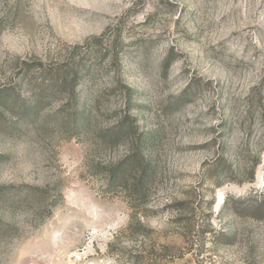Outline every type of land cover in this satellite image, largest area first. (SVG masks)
<instances>
[{
	"label": "rangeland",
	"instance_id": "374dc122",
	"mask_svg": "<svg viewBox=\"0 0 264 264\" xmlns=\"http://www.w3.org/2000/svg\"><path fill=\"white\" fill-rule=\"evenodd\" d=\"M102 35L148 102L143 194L108 185L125 146L46 125L72 92L34 67ZM23 69L40 114L0 112V264H264V0H0V94ZM102 82L98 130L135 113Z\"/></svg>",
	"mask_w": 264,
	"mask_h": 264
},
{
	"label": "trees",
	"instance_id": "16d2710c",
	"mask_svg": "<svg viewBox=\"0 0 264 264\" xmlns=\"http://www.w3.org/2000/svg\"><path fill=\"white\" fill-rule=\"evenodd\" d=\"M94 40L98 45L75 46L61 61L50 65L38 64L34 67L42 74L44 71L50 74V79L43 83L44 86L49 85L52 76L58 75L59 84L72 92L68 93L71 96L68 95L65 108L60 107L54 112L46 125L49 129L65 134L68 140L94 133L100 140L103 151L125 146L124 155L107 168L108 185L112 186L117 182L126 187L129 184L128 174L135 173L138 180L133 185V191L143 194L155 169V159L151 153L153 135L144 131L140 125L141 116L146 114L148 102L146 100L141 103L143 90L127 82L123 63L124 45H108L115 40L111 41L105 35ZM28 73V69H23L19 75L22 78L21 82L0 94V112L10 108L12 101L15 103L14 94L20 97L14 107L19 109L17 123H25L31 116L37 117L40 114L37 103L30 106V103L21 97L25 90V76ZM103 74H107L110 88L120 92L135 113L119 115L111 126L98 130L99 116L104 106V90L100 87V83H103ZM47 98L49 99L50 95Z\"/></svg>",
	"mask_w": 264,
	"mask_h": 264
}]
</instances>
